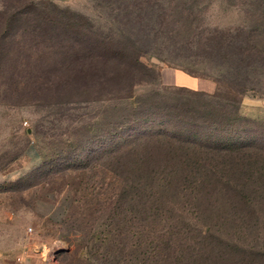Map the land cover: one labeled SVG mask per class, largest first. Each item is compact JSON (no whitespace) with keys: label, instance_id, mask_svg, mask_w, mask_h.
<instances>
[{"label":"rangeland","instance_id":"obj_1","mask_svg":"<svg viewBox=\"0 0 264 264\" xmlns=\"http://www.w3.org/2000/svg\"><path fill=\"white\" fill-rule=\"evenodd\" d=\"M147 1L152 5L150 26L156 36L150 33L142 61L152 67L153 75L116 92L101 91L93 84L81 88L82 80L55 89L56 82L51 84L46 72L51 68V49L37 45L35 32H28L34 12L12 24L0 50V264L16 255L24 256L26 264H44V260L139 264L149 256L143 239L146 232L151 237L160 234L156 226L146 231L137 218L130 223L129 217L121 220L103 207L95 213L88 203L97 192L103 200L111 196L113 177L98 164L104 160L97 159L109 150H121L161 130L208 145L264 144V94L237 96L226 87L216 88L210 79L196 77L215 78L225 68L202 52L204 43L224 29L250 25L258 16L253 0ZM41 2L48 4L47 13L53 18H61L67 10L81 15L82 24L104 32L116 26L111 17L115 6L100 0H0V11L4 6L8 10L22 6L43 13ZM160 16L165 18L161 24ZM66 76L62 71L57 78L65 81ZM261 77L254 78L264 93ZM196 80L212 84L189 89ZM165 98L170 102L191 99L195 108L185 116L193 119L182 117L181 109L171 116L153 109L152 103ZM237 110L239 122L232 116ZM202 112L216 116L226 112L229 118H217L219 123L213 126L202 121ZM261 231H215L222 239L233 233L243 238L232 236L224 242L231 256L226 254L221 264H232V255L264 248ZM179 238L174 237L171 246L181 254L180 263L168 264H194L193 258L202 254L216 256L209 251L189 256L184 246L191 241L177 243Z\"/></svg>","mask_w":264,"mask_h":264},{"label":"trees","instance_id":"obj_2","mask_svg":"<svg viewBox=\"0 0 264 264\" xmlns=\"http://www.w3.org/2000/svg\"><path fill=\"white\" fill-rule=\"evenodd\" d=\"M100 1L115 6L111 17L116 26L113 24L106 32L82 24L81 15L67 10H63L61 18H53L47 13L49 7L45 2L40 3L43 13L31 8L24 10L22 6L21 10H16L18 6L8 10L4 6L0 11V50L12 24L24 14L34 12L28 32H35L37 45L51 49V68L46 72L51 84L56 82L55 89H60V84L71 85L73 80H82L81 88L93 84L94 88L108 92L140 84L146 76L153 75L152 67L142 61L148 53L150 33L156 36L150 26L152 5L147 0ZM251 3L258 16L250 25L224 29L207 37L204 43L202 52L225 68L215 78L196 76L210 79L216 88L226 87L237 96L264 94L255 83L257 76L264 77V0ZM29 4L34 6L32 1ZM157 19L161 24L165 18ZM62 71L67 74L65 81L57 78ZM159 102L152 103L153 109L170 116L181 109L185 113L182 117L193 119L185 116L195 108L191 99ZM232 116L235 122L240 121L238 110ZM199 117L213 126L219 123L217 118H229L226 112L217 116L202 112ZM97 159L104 160L98 164L110 173L113 183L109 198L101 199L98 192L90 196L88 203L94 206L93 211L109 208L121 220L129 217L131 223L137 218L146 231L152 226L160 230L153 237L147 232L144 235V252L148 251L149 256L139 264L180 263L181 254L177 255L176 247L171 246L174 237H180L177 243L183 239L191 241L184 246L189 256L195 251L216 255L202 254L193 258L194 264H221L226 254L231 256L224 242L232 236L243 238L233 233L222 239L215 231L264 233V144L236 141L208 145L161 130L131 141L121 150H109ZM231 261L264 264V248L232 255Z\"/></svg>","mask_w":264,"mask_h":264},{"label":"crops","instance_id":"obj_3","mask_svg":"<svg viewBox=\"0 0 264 264\" xmlns=\"http://www.w3.org/2000/svg\"><path fill=\"white\" fill-rule=\"evenodd\" d=\"M197 82L196 83H194V84H192V85H189L190 86V88H196V89H206V88H208L207 87V85L209 86V83L210 84H212V82L211 81H209V82H207V81H199V80H196ZM182 85V84H181ZM186 85V84H185ZM187 86V85H186ZM204 86H206V87H204ZM27 256V255H26ZM28 256H29V258L30 257H32V255L30 254V253H28ZM24 264H26V262H25V259H24Z\"/></svg>","mask_w":264,"mask_h":264},{"label":"built area","instance_id":"obj_4","mask_svg":"<svg viewBox=\"0 0 264 264\" xmlns=\"http://www.w3.org/2000/svg\"><path fill=\"white\" fill-rule=\"evenodd\" d=\"M4 264H24V256L16 255L13 257V259L5 262ZM44 264H52V263L48 260H44Z\"/></svg>","mask_w":264,"mask_h":264}]
</instances>
